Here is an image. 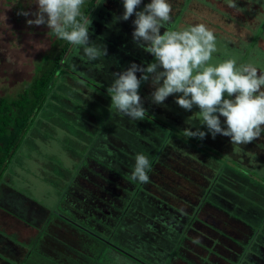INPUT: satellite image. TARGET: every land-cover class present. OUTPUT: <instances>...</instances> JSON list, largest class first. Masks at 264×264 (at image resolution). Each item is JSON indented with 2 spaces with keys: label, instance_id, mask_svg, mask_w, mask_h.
<instances>
[{
  "label": "rangeland",
  "instance_id": "1",
  "mask_svg": "<svg viewBox=\"0 0 264 264\" xmlns=\"http://www.w3.org/2000/svg\"><path fill=\"white\" fill-rule=\"evenodd\" d=\"M168 2L172 6V12L167 28L177 30L203 23L213 30L218 51L213 54L211 63L234 58L238 66L250 63L258 70L264 71V0H236L238 8L229 7L228 0ZM21 11H36L35 0H0V98L15 99L33 80L41 59L59 50L58 39L54 33L46 25H27V19L34 17L19 15ZM109 12L99 15L97 13L96 19H93V24L89 27L94 34L90 40L101 49L106 47L107 55L96 61H88L82 49L76 51L74 65H68L72 70L68 68L70 74L66 72L70 80L66 79L65 82L63 77L57 78L54 93L35 116L0 178V205L8 206L10 210L15 209L16 214H21L20 219L15 218L22 226L30 224L28 218H33V214L36 221L33 226L37 227L38 223L52 224L48 234L44 235H51L49 241L40 244L39 253H35L33 259L25 264H38L40 257L44 256L51 258V264H89L90 257L80 255L75 249L78 245L86 247L87 241L79 238V243L76 244L72 240L80 236L92 238L91 231H84L89 229L102 232L108 239H111V236L94 223L88 225V219H75L74 213L92 221H106L108 224L114 223L112 219H121L124 229L119 228V235L122 238L136 236V246L129 245L130 242H118L123 246L120 249H123L125 254L128 252L131 257L138 256L131 250L141 251L138 236L142 238L147 226L153 224L157 231L161 229V232L168 233L172 239L168 244V254L172 259L165 261V264H236L240 247L245 248L251 239L253 242H260L257 244L259 249L260 245L264 246V132L259 139L246 145H233L229 137L219 134L216 136L220 141V151L226 155V159H235L243 167V170L240 167L238 169L233 161L228 165L233 166L235 169L232 167L231 170L236 173H228L227 167L219 169L211 160L209 151L202 155L183 146L177 141L179 133L175 138H167L165 143L166 130L140 126L144 120L132 121L117 113L115 108L111 107L108 94L96 92L97 88L78 85L74 81L75 73L82 72L84 75H90L93 80H99L107 90L114 79L113 73L124 70L118 64L107 68L109 57L114 56L111 53L113 48L104 42L107 35L108 38L112 36L111 26H120L127 31V38L119 42L118 48H114L115 52L130 46L135 55L141 53V48L133 42L134 26L128 30V26L125 27L119 16L108 15ZM164 30L161 29V34ZM258 48L260 50H257ZM121 56L124 58V55ZM145 56L153 57L144 51L141 58ZM101 70L102 74L99 73ZM100 75L105 79H100ZM140 75L138 72L137 77ZM152 90L150 82H145L140 87L139 94L143 99L144 108L152 113L153 117L164 116V119L170 120L181 129L189 127L185 124L188 120H198L196 112L199 109L194 107L190 112L185 111L175 103L174 95L166 98L162 105L153 104L150 100ZM221 121L223 126V117ZM181 142L186 144L185 135L181 136ZM151 150L160 152V160L164 159L163 163L155 165L156 171L169 166L170 162L177 169L183 163V170L172 174L175 178L168 183L166 180H160L153 169H150L148 175L152 189L145 186L147 183L139 181H131L133 187L130 189L127 182H121L122 179L131 173L137 153L146 155L151 164V156L148 154ZM192 168L198 170L201 175L194 172V180L186 182L184 175L190 176ZM164 173L169 181V171ZM234 179L238 184L235 189L242 193L235 194L227 187L228 182ZM117 182H121L122 189L121 199L116 200L122 206L117 210L124 211L127 217L120 218L116 213L110 216L100 214V210L96 209V201L102 202L104 207H109L105 201L98 198L114 191ZM192 186L199 193L205 189L209 197L202 201L203 204L201 202L199 206L190 207L194 211L188 216L190 221L187 225L186 220L177 215L179 210H175L173 205L168 203L175 195V203L179 198L183 199L186 190ZM126 189L134 191V195L127 194ZM191 201L186 198L182 202L188 204ZM71 202L76 205V209L70 206ZM127 202V206L123 208V204ZM25 207L26 212L30 210L31 215L24 211ZM66 207L71 208L74 213ZM45 214L48 219L42 218ZM99 216L101 218H98ZM10 219H13V216ZM165 225H173L177 229L170 230L169 226ZM61 226L65 231L61 232ZM72 228L76 232L71 231ZM126 231L131 232V235ZM41 234L42 231L39 236ZM91 234L94 235L93 232ZM146 234L150 236L148 231ZM18 235L16 233V236ZM165 241H153L152 246L160 248L158 244L163 245ZM146 242L150 241L146 239ZM2 246L0 252L6 253L11 244L8 241ZM96 246L99 249L104 247L103 244L101 246L94 243L93 247ZM22 247L23 250L12 260L13 264H23L20 262L26 250L33 254L30 243L25 241ZM251 250L254 251L253 248H246L248 260L245 259L241 264H264V260L260 261V255H252ZM14 252L12 251L13 257ZM112 253L117 256L114 251ZM138 257L135 258L143 264H162L155 261L159 253L145 252L142 255L140 253ZM7 261L10 263V258Z\"/></svg>",
  "mask_w": 264,
  "mask_h": 264
},
{
  "label": "clouds",
  "instance_id": "2",
  "mask_svg": "<svg viewBox=\"0 0 264 264\" xmlns=\"http://www.w3.org/2000/svg\"><path fill=\"white\" fill-rule=\"evenodd\" d=\"M141 3L142 0H122L120 19L127 21L135 15L133 42L154 60L147 66L131 63L126 70L113 73L107 88L111 107L132 121L143 120L146 109L139 90L142 83L150 82L153 104L162 105L174 95L175 103L185 111L199 109L197 119L207 131L192 124L183 130L189 139L203 140L208 133L213 139L218 134L229 137L233 145L259 139L264 132V71L250 63L238 66L234 58L211 63L218 51L213 30L203 23L172 30L167 28L172 12L168 0H151L143 10L136 11ZM84 4L85 0H35L36 11L18 14L31 15L34 18L27 19V25H46L57 39L77 51L82 49L88 61H96L107 55V49L90 40L92 21L82 14ZM228 6L238 8L236 0H228ZM192 127L196 130L192 131ZM150 169L149 158L137 153L130 179L148 183Z\"/></svg>",
  "mask_w": 264,
  "mask_h": 264
},
{
  "label": "trees",
  "instance_id": "3",
  "mask_svg": "<svg viewBox=\"0 0 264 264\" xmlns=\"http://www.w3.org/2000/svg\"><path fill=\"white\" fill-rule=\"evenodd\" d=\"M150 2H151L150 0H142L141 5L136 9V11L143 10L144 6ZM108 11H110L108 15L113 14V16L121 17L124 11L122 0H85V4L82 8V14L85 17H89L92 21L90 26H92L93 24V19H96L97 13H98L97 15H99L102 13L104 14ZM94 14L95 16H93ZM134 19H135V15L130 17L129 20L127 21H124V20H121V21L124 22L125 27L128 26V30H129L130 27L134 26L133 23H131ZM110 32L112 35L111 38H108V35H107V39H104V42H106V44L109 47L113 48L111 53L116 57L114 56L109 57V63H108L109 67L107 68H110L112 65L118 64L119 67L121 66L123 67L124 70H126L130 66L131 63H136L138 65L147 66L148 63L153 62V57L145 56L144 58H141V53L143 54L144 52L142 51V49H141L140 55L138 56L135 55V51L130 46H128L127 49L123 48V49L117 50L118 52H115V50L118 48L119 42H122L121 41L122 39L127 38V31L121 28L120 26L118 27L111 26ZM89 33L91 36L90 38H93L92 35L94 34L91 33L90 29H89ZM58 47H59V50L57 52L45 55L41 59L40 63L37 65L38 68H36V73H35L33 80L30 83H28V87H26L22 93L18 94L15 99L0 98V178L2 177L4 170L7 168V165L10 163V160L14 152L17 150L25 134L27 133L30 125L33 123L35 116L37 115L38 112H40L41 109H43V107L50 100L49 97L54 93L53 90H54L57 78L63 77L65 82H66V79L70 80V77L67 75V73L70 74V72L67 69L69 68L70 70H72V68H70V66L68 65L69 64L74 65V62H75L74 55L77 50L74 49L72 45H70L68 42L59 40V39H58ZM257 50H260V49L258 48ZM121 54L124 55V58L121 56ZM117 57L122 58V59H118ZM99 73L102 74L103 71L101 70ZM75 74L76 75H75L74 81L78 85L84 86L85 88H89V87L92 89L97 88L96 92L100 93V91H102L108 94L107 90L105 89V86L102 85L99 80H93L90 77V75L88 74L84 75L82 74V72H77ZM99 77L100 79L104 78L102 75H100ZM151 114L152 113H149L146 111L144 119H143L144 123L141 122L142 124H140V126L156 127V128H159L161 131L166 130L165 139H164L165 143H167V138L169 139H171L172 137L175 138L176 134L179 133V136L177 137V141H180V143L183 146L189 147L191 152L194 151L202 155L203 154L205 155L206 152L209 151V156L211 160L217 164L219 169L223 167H227L226 171H228V173H230V171H233L232 174L236 173L234 170H231L234 167L232 166L233 167L232 168L231 166L228 165L229 163L234 161L236 162L234 166H237L238 169L241 168V170H243V167L241 166V164L237 162L235 159L233 160L231 158L226 159V155L223 152L222 154L220 151L221 147L220 145H218L220 141H218L215 138L214 142H211L213 138L211 137L210 133H208L205 139L203 140H199L197 138L189 139L187 137V142L185 144L181 142V136L184 135V132H183L184 129H181L178 125H175L170 120L164 119V116L160 118H156V117H153ZM185 124H187L188 126H191L192 124L195 126H199V127L201 126L198 120H188ZM200 128L203 131H207L204 126ZM194 129H196V127H192L191 130L194 131ZM157 132L159 134V131ZM152 134H154V132H152ZM148 154H149V157L151 156L150 157L151 169H153V172H155L161 178L160 180H166V182L170 183L175 178V176H172V174H175V173L177 174L178 171L183 170V163L181 167L177 169L173 166V163L170 162L169 166H164V168H159L158 171H156L155 165H158L159 163H163L162 160L164 161V159L160 160V156H161L160 152H156V151L150 152L149 151ZM185 161H188V160H185ZM223 164H225V166H223ZM190 170H191L190 176L184 175L186 182L187 180L190 181V179L194 180V178L192 179V177L194 176V172L198 173L199 176L201 175V173L198 170H194V168ZM168 171L170 174L169 181H168L167 175L164 173ZM244 172H248V171H244ZM129 175H125L124 176L125 178H123L121 182L122 183L127 182L128 183L127 186L131 189L133 187L132 185L133 182L131 181L133 180L130 179ZM115 179H117V177ZM155 181L159 182V180H155ZM121 182L120 183L117 182L115 184L116 188L114 189V191L107 194L103 198H98L99 200L105 201V203H107L109 207L111 206V209L113 208L114 211H118L117 209L120 208V206H122L121 203L116 202L117 199L118 200L121 199V190H122L120 188ZM228 183L229 185L227 187L230 188L233 193L235 194L242 193L240 190L237 191L235 189L238 186L236 179L230 180ZM240 184L244 185L243 183H240ZM192 185H195V183H192ZM145 186L148 187L149 189H152L150 180H149V183H147ZM182 188H184L185 190L184 186ZM130 189H126V193L132 194L133 196L134 191H131ZM205 192L206 190L204 189L202 190V193H199L195 189H193V186H192V188L189 187L186 190L185 194L183 193L184 197L181 195L183 199L179 198L177 203H175V200H177V196L175 195V198L171 197L172 200L168 204L169 205L172 204L175 210L177 211L179 210V212H176L177 215L180 216V218L185 219L187 225H189L190 217L188 216H190L192 212L194 211V209H190V207H196V205L199 206L203 200L207 199L209 195L207 194V192L206 193ZM186 198H189L192 201L189 202L188 204H183L182 201ZM193 200H196V202H194ZM127 204L128 202L126 204H123V208H125ZM179 225L182 226V224H179ZM172 228L173 227H169V229H172ZM259 243L260 242H253V239H251L248 243H246L245 248H243L244 250L239 246L240 250H239V254H237L238 261L236 262V264H241V262H243L248 257V254L245 253L246 248L248 247L253 248L254 251L251 250V254L260 255L259 256L260 261L263 262L264 246L260 245V249H259L257 247V244Z\"/></svg>",
  "mask_w": 264,
  "mask_h": 264
},
{
  "label": "crops",
  "instance_id": "4",
  "mask_svg": "<svg viewBox=\"0 0 264 264\" xmlns=\"http://www.w3.org/2000/svg\"><path fill=\"white\" fill-rule=\"evenodd\" d=\"M70 206L76 209V205H73L72 202L70 203ZM66 209H69L70 211H72V209L69 207H66ZM104 209H105L104 214H107L108 216H110L111 214H115V213L119 214L120 218H122V216H125V217L128 216L124 211L116 212L114 211L113 208L111 209V207H104ZM14 210L15 209L10 210L8 206L0 205V232L2 233L0 234V249L2 250L3 248L2 244L4 245V242L7 243L9 241V243L11 244V246L8 248V251L6 253L0 252V264H13L12 260L18 256V252L23 250L22 243L26 241L31 244V249H32L33 254L32 255L29 254L28 250L25 251V254H23L22 256L23 260L20 262V263L25 264L30 259H33V255L35 253H39V245L42 243L48 242L51 237V235H47V236H44V235L48 234V229L50 230V226L52 224L42 225L38 223V225L36 224L37 227L33 226L34 225L33 223L36 222L33 219L35 217L33 214L32 215L33 218H28L29 223L31 224V227H29L30 224L26 226H22V223L18 221V219H20L22 215L19 213L16 214ZM45 210H46V207H45ZM24 211L26 212V207ZM29 211L26 213H28V215H31L29 214ZM74 215L76 216L75 219H88V221H90L88 225L94 223L96 227L99 226L98 227L99 229L101 228L105 229L109 233L108 236L109 235L111 236V239H108L105 237L104 234H102V232H94L91 229H89V230H84V231L93 232L94 235H92L90 232V235L92 238L89 239L84 236H80V237H75L72 240L76 244L79 243L78 242L79 238H82L83 240L85 239L87 241L86 247L85 246L79 247L78 245V247L76 246L75 249L78 250V253L80 255L90 257L89 264H143V262H141L138 259L139 258L138 256H140V253L142 255L145 252H147V254L159 253V257L155 261L162 263V264H165V261L172 259V257H170L168 254L169 253L168 244L172 241L171 237L167 235L168 233L164 234L163 231L161 232V229L157 231L153 227V224H150L149 226H147V230L145 229L142 235V238L138 236V240H140V246H141L142 252L135 250V249L131 250L134 254L138 255V256H135L138 258H135V257H131L128 252L125 254L124 253L125 251L123 249H120V247H123V246L120 243H118L119 241H121L122 244L123 242H130L129 245L134 244V246H136L135 242H137L136 236H132L129 238H122L119 235V228L124 229L123 224H121V221H120L121 219H112L114 223L111 222L110 224H108V222L106 221H92V219H89L86 217L84 218L80 215L77 216L75 213ZM11 216H13V219H10ZM15 217H17L18 219H16ZM42 218L48 219V216H46L45 214ZM66 226H68V224ZM165 226L168 227L167 225ZM110 227H111V230H110ZM169 227H173L172 228L173 230L177 229V227L173 225H169ZM60 230L61 232L65 231L63 226H61ZM41 231H42V234L41 236H39ZM71 231L76 232V230H74L73 228L71 229ZM146 231H148L150 236L146 234ZM126 232L129 233V235H131V232L129 231H126ZM16 233L19 235L16 236ZM146 239H148L150 242H146ZM160 239L166 240L163 245L158 244L160 248L152 246L153 241H157ZM94 243L97 245L99 243L101 246L103 244L104 247L100 249L97 248L98 246L93 247ZM173 243L175 246V241ZM82 245L83 244H81V246ZM124 247H127V246H124ZM48 249L50 250V246H48ZM12 251L13 252L15 251L13 253L15 255L14 257L12 256ZM112 251H114L117 254V256H114ZM93 253H95L94 256L92 255ZM8 258H10V263L7 261ZM50 259L51 258H49L48 256H44L43 258L40 257V261L38 262V264H51Z\"/></svg>",
  "mask_w": 264,
  "mask_h": 264
},
{
  "label": "flooded vegetation",
  "instance_id": "5",
  "mask_svg": "<svg viewBox=\"0 0 264 264\" xmlns=\"http://www.w3.org/2000/svg\"><path fill=\"white\" fill-rule=\"evenodd\" d=\"M96 202H97V205H98V207L96 209L100 210V214H104V211H105L104 204L102 202H100V201H96ZM98 218H101V216H99Z\"/></svg>",
  "mask_w": 264,
  "mask_h": 264
}]
</instances>
